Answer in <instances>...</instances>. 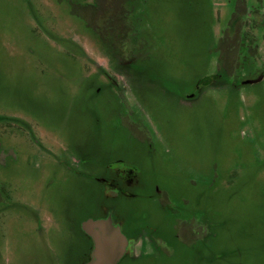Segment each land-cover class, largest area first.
I'll list each match as a JSON object with an SVG mask.
<instances>
[{"label":"rangeland","instance_id":"1","mask_svg":"<svg viewBox=\"0 0 264 264\" xmlns=\"http://www.w3.org/2000/svg\"><path fill=\"white\" fill-rule=\"evenodd\" d=\"M95 1L0 0V264L84 259L114 160L120 264H264V78L218 67L264 0Z\"/></svg>","mask_w":264,"mask_h":264},{"label":"flooded vegetation","instance_id":"2","mask_svg":"<svg viewBox=\"0 0 264 264\" xmlns=\"http://www.w3.org/2000/svg\"><path fill=\"white\" fill-rule=\"evenodd\" d=\"M96 2L97 0L95 1V5H98L99 3ZM242 2L243 0H238L239 5H242ZM114 5V8L120 10V6L118 4ZM258 10L259 9H256L255 13L259 15L261 13H259ZM248 29L249 30L244 34L246 38L238 39V41L234 43L233 46H230L228 49H226L227 57H225V60H222V66L218 65V67L225 68V72H227L226 74L231 73L230 75H233L235 72H237L235 77L236 79L241 76V74L238 75V72L244 70L245 68H247L248 72L251 70V73H255L251 79L244 78L238 80V84L241 85L254 84L264 78V60L260 61V59L255 57V55L252 56L253 53H256V50L259 51L260 49V46L257 45L258 41L256 42L257 38L260 37V40L264 41V33L261 32L262 30L264 31V26L262 27V24L260 23H254L252 26H249ZM258 61H260L259 64ZM219 78L220 77L216 75L205 76L198 81L197 87L199 88L200 86H205L212 82H216V79ZM107 170L109 172V178L100 180V182L102 181L106 188V193L103 200L108 204H101L99 207V214L94 217H87L78 223L77 229L79 233L85 235L89 242L87 254L84 259L80 260L78 264H85L89 262L92 257V250L94 246L93 238L87 235L81 228L82 222L89 218L96 220L110 216L112 224L116 226L121 232L123 240L125 241V246L115 264H120L131 254V238L126 232L127 220L126 217L119 212V208L114 200L117 197L130 198L133 196V191L139 187L140 183L139 171L135 167L122 163L119 160L109 162L107 164ZM116 248H119V245H117Z\"/></svg>","mask_w":264,"mask_h":264},{"label":"water","instance_id":"3","mask_svg":"<svg viewBox=\"0 0 264 264\" xmlns=\"http://www.w3.org/2000/svg\"><path fill=\"white\" fill-rule=\"evenodd\" d=\"M81 228L94 241L91 260L85 264H115L124 250L125 241L110 216L96 220L89 218L82 222Z\"/></svg>","mask_w":264,"mask_h":264}]
</instances>
